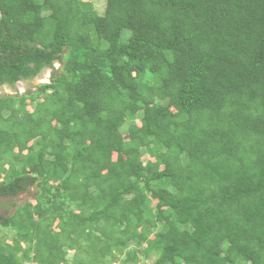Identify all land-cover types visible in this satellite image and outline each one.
Returning <instances> with one entry per match:
<instances>
[{
  "label": "trees",
  "instance_id": "obj_1",
  "mask_svg": "<svg viewBox=\"0 0 264 264\" xmlns=\"http://www.w3.org/2000/svg\"><path fill=\"white\" fill-rule=\"evenodd\" d=\"M0 11V264H264V0Z\"/></svg>",
  "mask_w": 264,
  "mask_h": 264
},
{
  "label": "rangeland",
  "instance_id": "obj_2",
  "mask_svg": "<svg viewBox=\"0 0 264 264\" xmlns=\"http://www.w3.org/2000/svg\"><path fill=\"white\" fill-rule=\"evenodd\" d=\"M84 1H88L91 4H93V8L99 14H104L105 9H106V0H84ZM126 36H128V34ZM62 67H63V64L56 62V70L57 71ZM52 76H53L52 72H46L44 77L41 78V80H36V81L31 82V83L23 82L21 85H19V88L16 87V90L9 88V87L0 88V96L13 95L16 93H18L21 96V95H29L30 93L31 94L35 93L36 91H38L40 89V86L42 84H49L51 82ZM40 77H42V76H40ZM33 108H34V106H32L31 109H33ZM35 194H36V189H33L31 192H29V194L22 195L18 200V204L23 205L26 202L32 200L35 197ZM0 232H3L2 234L8 233L6 229L1 230Z\"/></svg>",
  "mask_w": 264,
  "mask_h": 264
},
{
  "label": "clouds",
  "instance_id": "obj_3",
  "mask_svg": "<svg viewBox=\"0 0 264 264\" xmlns=\"http://www.w3.org/2000/svg\"><path fill=\"white\" fill-rule=\"evenodd\" d=\"M46 72H53V71L50 70V69H46V70H44L43 74L41 75L42 77H39V78L36 79V80H41V78L44 77V75H45ZM36 80H35V81H36ZM22 83H23V81L18 82V83H17V88H19V85H21ZM50 83H51V82H50ZM42 85H43V84H42ZM42 85H41V86H42Z\"/></svg>",
  "mask_w": 264,
  "mask_h": 264
},
{
  "label": "water",
  "instance_id": "obj_4",
  "mask_svg": "<svg viewBox=\"0 0 264 264\" xmlns=\"http://www.w3.org/2000/svg\"><path fill=\"white\" fill-rule=\"evenodd\" d=\"M2 17H3V13H2V11H0V24H1Z\"/></svg>",
  "mask_w": 264,
  "mask_h": 264
}]
</instances>
